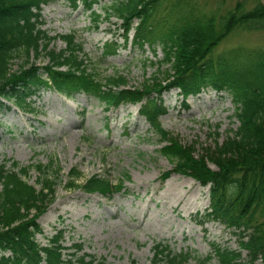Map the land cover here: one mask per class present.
Segmentation results:
<instances>
[{
  "label": "trees",
  "instance_id": "1",
  "mask_svg": "<svg viewBox=\"0 0 264 264\" xmlns=\"http://www.w3.org/2000/svg\"><path fill=\"white\" fill-rule=\"evenodd\" d=\"M53 1L0 0V111L14 106L32 113V96L42 88L66 98L84 93L107 108L139 104V114L167 141L160 151L174 164L173 171L207 186V221L220 222L238 233L239 250L213 247L219 264H240L241 250L250 263L264 264V50L245 46L218 50L219 43L235 30H264V3L236 0L233 6L222 7L226 0H215V8L201 12V5L189 0H109L103 12L121 21L123 40L133 29V44L160 45L162 64L168 65L163 80L155 74L141 88H126L121 75L104 77L89 70L79 56L81 44L74 33L58 35L65 48L49 47L55 37L40 27L41 10ZM71 1L78 6V0ZM79 1L97 22L101 14L93 6L102 0ZM103 52L105 56L114 53L112 44H106ZM19 54L28 63L30 54L44 55L48 63L13 70L11 61ZM171 89H178L183 99L206 89L227 93L234 105L236 129L214 147L193 155L192 145L178 144L158 123L166 112L162 95ZM31 167L0 163V264H106L82 251V243L71 244L74 251L65 258L64 251L70 247L64 245L62 231L57 230L45 244L37 241L36 235L42 233L37 219L54 200L61 174L54 159L36 165L37 189L27 180ZM122 183L98 173L84 177L75 169L64 186L110 199ZM152 254L150 264H187L191 258L208 264L209 259L176 252L161 242L153 246Z\"/></svg>",
  "mask_w": 264,
  "mask_h": 264
},
{
  "label": "rangeland",
  "instance_id": "2",
  "mask_svg": "<svg viewBox=\"0 0 264 264\" xmlns=\"http://www.w3.org/2000/svg\"><path fill=\"white\" fill-rule=\"evenodd\" d=\"M192 1L201 5V12L216 6L215 0ZM235 1L226 0L222 7H231ZM109 2L102 0L93 6L101 14L97 22L79 0L76 7L71 0L44 5L40 27L55 37L49 47L54 51L65 48L58 35L74 33L81 44L79 56L99 76L121 75L126 88H141L155 74L163 80L168 65L162 64L161 46L133 44V29L124 41L121 21L107 18L103 12ZM106 44H112L114 50L108 56L103 52ZM236 46L264 50V30H235L219 43L218 50ZM31 63L43 66L48 58L30 54L28 63L26 56L19 54L12 59L11 68ZM162 98L166 112L158 123L178 144L192 145L193 155L198 156L204 147H214L238 125L234 105L225 92L206 89L183 99L178 89H171L164 91ZM31 106L32 113L14 106L0 111V163L31 165L27 180L37 189L36 165L54 159L60 168L54 200L37 219L42 228L36 235L38 242L45 244L59 230L64 245L82 243V251L106 264H150L157 242L201 259L208 256V264H219L215 245L239 250L237 232L220 222L207 221V186L173 171L174 164L160 151L167 141L139 114V104L107 108L84 93L66 98L42 88L32 96ZM209 166L215 168L212 163ZM75 169L84 177L98 173L116 183L123 181L122 189L110 199L80 188L68 190L64 182ZM165 173L169 175L164 178ZM72 251L66 249L65 258ZM247 259L246 251L241 250L240 264H262ZM187 264L197 263L191 258Z\"/></svg>",
  "mask_w": 264,
  "mask_h": 264
},
{
  "label": "bare ground",
  "instance_id": "3",
  "mask_svg": "<svg viewBox=\"0 0 264 264\" xmlns=\"http://www.w3.org/2000/svg\"><path fill=\"white\" fill-rule=\"evenodd\" d=\"M168 173H165V175H167ZM169 175V174H168ZM167 177V176H166Z\"/></svg>",
  "mask_w": 264,
  "mask_h": 264
}]
</instances>
